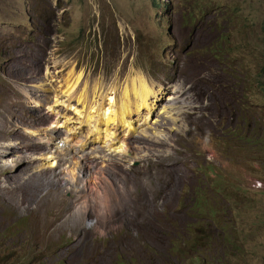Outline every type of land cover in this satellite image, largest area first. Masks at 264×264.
Instances as JSON below:
<instances>
[{
	"label": "rangeland",
	"instance_id": "374dc122",
	"mask_svg": "<svg viewBox=\"0 0 264 264\" xmlns=\"http://www.w3.org/2000/svg\"><path fill=\"white\" fill-rule=\"evenodd\" d=\"M189 1L199 6L209 2ZM215 1L238 6L242 15L238 32L218 37L207 17L190 19L192 8L183 0L168 6H155V0H0V264H170L165 251L174 238L168 217L162 211L148 209L151 197L146 203L130 202L129 187L118 185L110 176L111 165L134 157L132 154H121L118 161L86 158L104 169L94 175L97 179L108 176L115 183L110 213H99L106 222H96V226H101L97 236L94 230L82 226L73 204L60 216L63 203L75 192L71 184H82L90 172L82 168L78 174L77 169L70 172L55 165L49 167L41 148L46 147L44 137L63 132L67 122L85 135L92 127L95 129V116L81 117V124L76 118L82 110L78 103H85L88 94L76 88L85 87L99 102L107 95L100 97L97 93L104 94L112 85L116 88H110V93H114L137 72L147 77L156 92L150 100L157 99L151 117L146 109L142 110L151 121L143 122L141 128L154 130L162 126L177 134L211 132L218 108L225 115L228 113L218 95H225L226 90L241 100L238 112L244 110L246 103L253 114L264 117V93L260 87L264 78V0ZM216 13L219 19L227 17L225 10ZM71 69L83 74L71 73L69 77H75L71 80L67 77ZM202 70L204 74L195 77L192 84L191 78L201 75ZM141 79L145 80L141 75L135 78ZM68 99L78 103L66 109L64 102ZM87 101L91 103L90 98ZM166 104H170L168 109ZM74 105L79 108L77 115ZM120 113L121 110L114 113L116 119ZM96 126L98 131L106 129L104 125ZM211 136L202 146L220 164V148L214 147ZM131 147L133 150L132 142ZM13 151L17 153L10 154ZM6 156L10 157L8 162L2 160ZM177 161H165V168L170 171H165L162 181L170 193L164 210L194 221L204 219L193 217L194 204H216V212H206L209 220L203 228L218 231L206 245L216 259L221 251L225 252L216 263L264 264L263 166L257 165L252 173L244 171L240 177V183L251 186L257 198L251 209H244L242 202L229 195L223 202L206 193L192 198L191 186L199 192L218 178L196 172L191 164L175 168ZM237 167L233 163L231 169ZM20 168L21 177L28 176L15 182L12 171ZM10 173L12 182L8 184ZM72 173L83 177H76L75 182L70 179ZM58 177L59 186L55 182ZM256 180L262 184L256 185ZM27 181L31 182L30 188L24 183ZM106 187L108 183L103 181L102 191ZM76 195L73 203L84 213L97 208L100 197L87 199L85 205ZM213 255L209 253L208 262L198 264H211ZM175 264H183V260Z\"/></svg>",
	"mask_w": 264,
	"mask_h": 264
},
{
	"label": "clouds",
	"instance_id": "9594fccd",
	"mask_svg": "<svg viewBox=\"0 0 264 264\" xmlns=\"http://www.w3.org/2000/svg\"><path fill=\"white\" fill-rule=\"evenodd\" d=\"M174 1L165 0L166 3L163 4L155 0V6H168L170 2L175 3ZM183 3H188L192 8L188 14L190 19L207 17L209 24L217 33L218 37H228L240 30L242 15L240 9L234 3L222 2L217 4L215 0H209L207 6H199L189 0H183ZM199 7L203 12L199 10ZM196 9L200 12H195ZM218 10H225L227 12L226 19L218 18V14L216 13ZM168 31H171L170 26L168 27ZM193 63L196 68L197 64L195 61ZM262 65L261 73L264 76ZM203 74L204 71L201 75L192 77L191 83L193 84L195 77L202 76ZM218 95L221 96L225 103L228 113L225 115L218 108V119L211 132L184 133L186 131H183L182 134H177L172 129H166L161 126L156 131L149 130L146 133L140 127L144 122L143 115L145 114L141 110L140 113H131V118L127 119L126 124L115 121L114 124L108 127L111 134L109 138L110 143H102L104 139L102 134L94 140V145L101 147V150L108 158H114L116 161L121 156V152L118 148V143L114 139L115 135H124L131 140L133 144L132 156L134 157H127L125 161H119L121 165H111L110 176L118 185H126L129 187L127 198L130 202L136 200L146 203L148 197H151V205L147 208L154 209L157 212L162 211L163 215L168 217L169 228L174 238L170 247L165 251L170 264H175L179 260H183V264L208 262V254H213L208 251L206 245L210 237L218 235V231L215 232L212 229L203 231L204 226L207 225L209 220L207 213L213 214L216 212V204L211 205V207L207 203L202 205L201 203L203 202L194 204L191 208L193 210V217H204V219L194 221H188L179 213L171 214L164 210L166 197L170 193V188L162 181V176L165 171H170L165 168L166 160L178 159L175 168L181 165L191 164V169L203 173L206 177H210L213 174L217 176L218 180L216 183L211 185L207 183V186L204 188L199 187V192H195L197 187H195L194 191L193 186H191L189 194L192 198L195 196L200 197L201 194L206 193L211 199L223 202L226 195H229L237 199L239 203L242 202L244 209H251L253 204L257 202L253 188L249 185H242L240 183V177L244 171L254 172L257 165H261L264 168V117L253 114L244 101H242L245 103L244 110L238 112V102L241 100L237 99L231 90H226L225 95H221V93H218ZM169 105L166 104L167 109ZM219 119L220 122H218ZM209 134L213 135L211 139H213L214 147L220 148V153L218 154L221 157L220 164L216 162L215 157L211 158L209 149L202 146L207 141ZM82 137H86L84 132L79 139ZM233 163H236L239 168L237 167L236 170H232ZM84 169L86 172L90 170L88 165ZM77 173L80 174L79 172ZM78 174L74 175L80 177ZM82 177H80V180ZM71 180L75 181V179ZM63 183L65 184L66 181ZM83 184V181L78 186L71 184V186L73 185L72 191L75 192L71 199L68 201L64 200L65 202L63 203L60 216L65 214L69 206L73 204L75 213L79 216L82 226L94 230L97 236H99L101 234V226H96V222L99 221L101 224L106 222L100 217V214L105 210L104 206L100 205L96 209H92L91 212L86 211L84 213L81 207L73 203L74 195L77 193V190L83 188ZM92 184L94 186L93 194L87 195V198L95 200L102 193L103 182L94 178ZM261 184V181L256 180V185L260 186ZM236 193L238 194L235 195ZM148 209H145V211ZM89 248L91 249V253L92 248ZM224 255L225 252L222 251L217 259V256L213 255L214 260L211 261V264H217L216 262L219 261V258ZM124 264H128V262H124Z\"/></svg>",
	"mask_w": 264,
	"mask_h": 264
},
{
	"label": "bare ground",
	"instance_id": "6f19581e",
	"mask_svg": "<svg viewBox=\"0 0 264 264\" xmlns=\"http://www.w3.org/2000/svg\"><path fill=\"white\" fill-rule=\"evenodd\" d=\"M71 73H82L83 74L82 71L77 72V71H75V69H71L69 71L67 77H69V75ZM140 75L143 76L145 78V80H142V79L141 80H135V78L139 77ZM82 77H83V75H82ZM128 77H129V75H128ZM69 78L71 80L75 79V77H72V78L69 77ZM115 80H117L116 77L113 80V82ZM126 80L127 81L125 82V85L120 86L115 91H112L114 93H110V88H113V89L116 88V86H114V85H112L106 92H104V94L97 93L100 97H101V95H107L105 99H103V100L101 99L99 102L97 101V99L92 97V94L88 90H86L85 87L80 88L79 90H78V88H76L77 91H81L84 95H85V93H88L85 95L86 96V100H85L86 102L85 103L84 102L78 103L77 101H74L72 99L71 100L70 99L65 100L64 103L66 104V109L71 107V105L74 103H78L79 108H82L81 111H78L79 116H76V118L79 120L78 121L79 123L84 122L83 120L81 121V119L83 117L95 116V118H94L95 119V125H94L95 129L92 127V130L89 132L90 134L88 133V135H86V137L83 140L79 139V137L82 136V132L79 131L78 129L74 128V127H71V125H67L68 122L63 124L64 125V128H63L64 131L63 132L52 133L53 135L50 134V135H46L44 137V139H46V145H45L46 147L44 149L41 148V151L42 150L45 151L43 153V157L46 159L44 161H45V163L47 162V164H48L47 166L50 167V165H56L59 168H61V167H63V169L67 168L69 171L77 169V172H80L82 168L86 167V165L89 166L90 175L89 176L87 175L86 178L84 180H82L84 183L83 188H81V190L77 191V195H76L77 200L79 202L85 204V205L87 204V199H88L87 195L93 194V191H94V186L92 184L94 178L96 179V176H94V175L104 172V169L102 167H97L96 165H93L90 161H87L86 158L90 159V160H97L98 158H101L104 160L107 158V155L104 154L100 148H98L94 145V140L99 138L100 134H102V136L104 138L102 140V143L103 144L110 143L111 141L109 138H110L111 134H110V129L108 128L110 126V124H112V123L114 124L115 121H118L121 124H126L127 119L131 118V113H133V112L140 113L141 110L146 109L148 111V115L149 114L151 115V114H153V111L155 110V105H156L157 99H155V100L153 99L151 101L150 97L151 96H153V98L156 97V92L152 89V86L150 85L146 76L144 74L138 72L131 80H129V81H128V79H126ZM50 82H51V80H50ZM63 83H64V81H63ZM121 83H123V82H121ZM45 84L47 85L46 81H45ZM92 90H94V89L92 88ZM77 91H76V96L78 95ZM67 92H65V93H67ZM70 92H71V90H70ZM108 92L110 94H107ZM97 94H95L94 96H96ZM70 95L71 94H69V96ZM117 95H118V98L116 97ZM74 96H75V94H74ZM89 98L91 99V103H89L87 101V99H89ZM50 99L55 101L54 97H50ZM77 99H79V98H77ZM98 103H102L104 105H100ZM149 107H151V108H149ZM77 108H76V105H74V108H73L74 115H77V112H76ZM119 110H121V113L119 114V119H116L117 116H115L114 113L117 114ZM95 113H97V114H95ZM87 114H89V115H87ZM98 114L103 116V117L97 116ZM150 115L148 117H151ZM143 117H144V123L147 124V123H149V121H151V118H146V115ZM174 120H175V118H174ZM144 123L141 124L140 126H144ZM96 124L97 125H104L106 127V129L98 131ZM57 128H58V126H57ZM157 129L158 128H155L154 131H156ZM142 131H144L146 133L149 132V130H147V128H145V127L142 128ZM90 136H92V139H89ZM114 139L119 145L118 148H119L121 154L128 155V156L132 154L131 153V150H132L131 140L129 138L125 137L124 135H118L117 134V135H115ZM60 144H63V147H60ZM2 152L4 154L7 153V151L6 152L2 151ZM13 153L16 154L17 151H13L10 154H13ZM41 155H42V153L40 155H38V157H40ZM99 155H101V156H99ZM9 159H10L9 156L2 158V160L5 162L6 161L8 162ZM38 168H40V167H38ZM14 169H16V168H14ZM40 169L43 170V168H40ZM22 171H23L22 168L18 169L17 171H12L15 174V178H16L14 180L15 182L19 181L18 179H23V178H26L28 176L27 175V176L21 177L20 174ZM11 173H10V181L8 184H10V182H12ZM76 177L78 179L80 178L78 176H75L73 173L70 175L71 179H75ZM59 180L60 179H57L55 181L57 186H59V184H58ZM100 180L102 182L103 181L107 182L109 187L108 188L106 187L105 191H102V193L99 196H97V197H100L97 207L102 205L105 208L104 211L110 213L112 202H113V199L115 197V190H114L115 183L112 180H110L108 178V176H105ZM19 183H21V181ZM24 183H25V185H27V187L30 188L31 182L27 181Z\"/></svg>",
	"mask_w": 264,
	"mask_h": 264
},
{
	"label": "trees",
	"instance_id": "16d2710c",
	"mask_svg": "<svg viewBox=\"0 0 264 264\" xmlns=\"http://www.w3.org/2000/svg\"><path fill=\"white\" fill-rule=\"evenodd\" d=\"M199 10L203 12V10L199 7ZM199 10H195V12H200ZM262 71L264 73V61H263V65H262ZM261 90L263 91L264 93V80L261 81Z\"/></svg>",
	"mask_w": 264,
	"mask_h": 264
}]
</instances>
